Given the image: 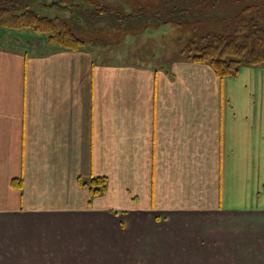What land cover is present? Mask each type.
Returning <instances> with one entry per match:
<instances>
[{
    "label": "crops",
    "instance_id": "0c3cea01",
    "mask_svg": "<svg viewBox=\"0 0 264 264\" xmlns=\"http://www.w3.org/2000/svg\"><path fill=\"white\" fill-rule=\"evenodd\" d=\"M174 31L0 29V264H264V63L218 77Z\"/></svg>",
    "mask_w": 264,
    "mask_h": 264
},
{
    "label": "trees",
    "instance_id": "16d2710c",
    "mask_svg": "<svg viewBox=\"0 0 264 264\" xmlns=\"http://www.w3.org/2000/svg\"><path fill=\"white\" fill-rule=\"evenodd\" d=\"M31 1L0 0V29L32 28L46 33L50 41L62 47L77 48L82 45L83 40L68 26L67 20L59 16L40 15L30 6ZM227 1L164 0L163 3L161 0L151 11L145 3L119 16L112 13L116 8L95 0H44L47 4L68 7L78 18L93 20L104 16L113 20L123 19L124 22L138 19L141 24L152 26L171 23L178 31L190 34L185 44L187 57L208 63L221 78L235 74L243 64L264 63V0L245 3H235L234 0L232 7L223 4ZM95 41L103 42L99 37ZM103 186L104 181L93 180L91 189L96 192Z\"/></svg>",
    "mask_w": 264,
    "mask_h": 264
},
{
    "label": "rangeland",
    "instance_id": "374dc122",
    "mask_svg": "<svg viewBox=\"0 0 264 264\" xmlns=\"http://www.w3.org/2000/svg\"><path fill=\"white\" fill-rule=\"evenodd\" d=\"M73 2L81 1V0H72ZM97 3L100 4H107L110 5L118 10H113V14H118L119 16H123L128 12H131L137 5L139 4H148L149 8L148 10L151 11L152 7L156 4H160L161 0H95ZM173 0H170L172 2ZM238 1V2H237ZM249 0H235V3H245ZM38 2V0H32L30 3V6L33 7ZM163 3L164 0H162ZM225 4H229L230 7L234 6V0H229ZM166 9V8H165ZM163 9V11L165 10ZM76 20H72L71 22H68V26L75 32L77 36H79L84 44L85 42H89L90 38H95L96 36L99 37V39H109L111 41L113 40H120L122 39V35L126 33V31L130 29L137 28L141 22L138 19H127V21L124 22V20H113L112 17H104L100 16L97 19H87L84 17H75ZM122 18V17H121ZM68 21V20H67ZM164 25L166 23H163ZM169 25V24H168ZM98 30V31H97ZM108 31L110 34L108 35ZM42 32V31H41ZM175 32V31H174ZM173 33V32H171ZM175 34L178 36L177 40L175 41L176 44H178L179 52L188 55L187 51L185 50L186 46L185 44L188 41V38L190 37L189 32H183L177 31ZM178 41V42H177ZM52 44H55L57 46H61L55 41H51ZM191 54V53H190Z\"/></svg>",
    "mask_w": 264,
    "mask_h": 264
}]
</instances>
